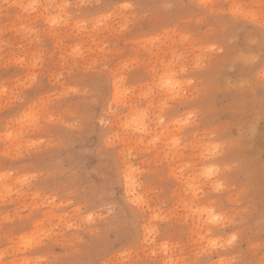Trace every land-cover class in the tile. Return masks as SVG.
Instances as JSON below:
<instances>
[{
    "label": "rangeland",
    "instance_id": "374dc122",
    "mask_svg": "<svg viewBox=\"0 0 264 264\" xmlns=\"http://www.w3.org/2000/svg\"><path fill=\"white\" fill-rule=\"evenodd\" d=\"M262 102L264 0H0V264H264Z\"/></svg>",
    "mask_w": 264,
    "mask_h": 264
},
{
    "label": "snow or ice",
    "instance_id": "6c2138e0",
    "mask_svg": "<svg viewBox=\"0 0 264 264\" xmlns=\"http://www.w3.org/2000/svg\"><path fill=\"white\" fill-rule=\"evenodd\" d=\"M169 84H171V81H169ZM264 103V102H262ZM261 120L264 121V107H262V111H261ZM214 219L219 220V217H214ZM235 239V238H233Z\"/></svg>",
    "mask_w": 264,
    "mask_h": 264
},
{
    "label": "bare ground",
    "instance_id": "6f19581e",
    "mask_svg": "<svg viewBox=\"0 0 264 264\" xmlns=\"http://www.w3.org/2000/svg\"><path fill=\"white\" fill-rule=\"evenodd\" d=\"M136 199V198H135Z\"/></svg>",
    "mask_w": 264,
    "mask_h": 264
}]
</instances>
